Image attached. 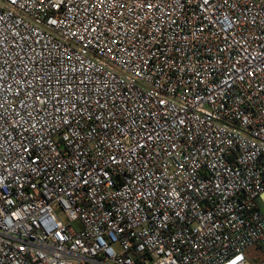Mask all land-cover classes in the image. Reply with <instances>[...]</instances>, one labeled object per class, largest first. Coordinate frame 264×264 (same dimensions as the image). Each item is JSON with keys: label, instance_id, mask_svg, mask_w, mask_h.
<instances>
[{"label": "built area", "instance_id": "obj_1", "mask_svg": "<svg viewBox=\"0 0 264 264\" xmlns=\"http://www.w3.org/2000/svg\"><path fill=\"white\" fill-rule=\"evenodd\" d=\"M264 0H0V264H264Z\"/></svg>", "mask_w": 264, "mask_h": 264}, {"label": "rangeland", "instance_id": "obj_2", "mask_svg": "<svg viewBox=\"0 0 264 264\" xmlns=\"http://www.w3.org/2000/svg\"><path fill=\"white\" fill-rule=\"evenodd\" d=\"M246 255L250 262L260 261L264 259V250L254 247L248 250Z\"/></svg>", "mask_w": 264, "mask_h": 264}]
</instances>
